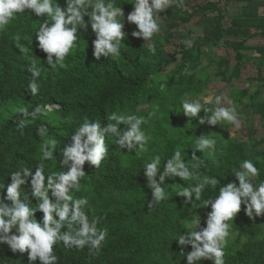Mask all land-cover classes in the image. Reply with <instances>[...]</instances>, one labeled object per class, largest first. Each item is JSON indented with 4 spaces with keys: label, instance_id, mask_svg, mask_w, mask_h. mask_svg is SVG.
Segmentation results:
<instances>
[{
    "label": "trees",
    "instance_id": "1",
    "mask_svg": "<svg viewBox=\"0 0 264 264\" xmlns=\"http://www.w3.org/2000/svg\"><path fill=\"white\" fill-rule=\"evenodd\" d=\"M230 1L205 0L202 7H190V0H184L183 9L173 6V13L164 21L167 35L163 36L164 39H152L151 44L155 48L153 54L152 49L144 44L143 38L132 36L138 28L127 21V16L134 10L135 0H112L124 13V17H117L123 22L125 32L120 44V55H102L99 60L94 57L93 41L96 37L86 16L87 29H80L77 25L78 39L65 58L63 67L57 66L55 69L47 65V55L40 49L36 39V33L46 21V16L37 17L30 10H25L17 14L4 30H0V200L6 198V188L3 187L11 183L10 173L22 167L35 171V166L40 163L44 140L55 139L57 142L53 159L43 162L45 175L64 170L60 167L63 159L61 150L66 144H71L70 138L85 116L89 120L99 121L102 128L107 126L109 121L106 117L112 113L143 116L147 121L141 126L149 137L145 151L121 150L114 143L115 136H106L107 157L99 168L85 163L86 175L80 181L81 190L72 193L74 198L87 197L90 211H86L89 218L100 217L98 227L108 229L107 239L99 254L89 256L87 248L66 249L62 243H58L54 246V255L57 256L55 264H187L184 253L192 249L190 245L181 249L177 243L178 236L193 229L194 221L199 218L205 222L197 230L207 226L211 206L204 207L205 201L215 199L218 189L229 182L239 186L233 170H240L243 160H251L259 170V176L253 179V184L264 182V154L253 159L244 142L232 141L225 147L216 145L211 153L196 151L198 160L194 161L193 146L197 138L201 135L212 136V128L216 129L217 125L212 126L207 122L200 124L199 116L203 118L204 112L189 120L182 113V98L199 100L205 96L204 90L208 83L199 78L200 74L213 72L215 78L230 84L233 80H242L247 70L248 59L242 55L243 51L248 50L246 41L234 43L233 39L248 36V32L242 29H249V16L247 13L245 20L242 17L229 20L221 5ZM53 3L66 7V0H53ZM200 12L206 17L211 16L210 34L193 35L190 31L185 34L179 31L177 35L184 37L183 40H194L193 47L187 48L181 42L175 51L178 59L166 58L163 45L166 46L173 39L172 32L182 26L192 25ZM246 12L248 10L245 15ZM16 35L21 37L23 52L14 44L13 37ZM223 48L232 51L234 56L227 52L225 56L217 57L216 49ZM35 57L41 75L37 80L38 95L32 96L27 89L31 79L27 67ZM205 59L209 61L206 64ZM232 60L235 64L231 67ZM185 68L190 74H184ZM161 85L165 86L163 91ZM248 89L241 91L237 101L248 99L245 107L252 116L259 118L263 132L259 141L254 140L256 131L249 127L248 145L263 146L264 85H258L253 94ZM142 103L144 108L141 110ZM44 104L53 105L52 110L46 115L37 116L35 120L29 118L25 121L27 126L21 135L17 129L20 119L18 110L27 108L32 111L36 105ZM55 105H59V108ZM207 108L211 106L204 104L203 109ZM41 124L48 128L43 139L36 133ZM119 129L124 131L127 126L121 124ZM177 149L181 151V158L186 164L199 163V167H190L193 179H166L165 184L161 185L165 190V199L149 208L152 193L147 187L144 167L159 155L162 172L165 163ZM213 160L218 161L219 166ZM205 176L215 178L219 183L215 188L205 185L200 200H195L193 195V203L187 204L186 197L177 195L183 188L199 182ZM20 192L21 198L28 195L30 206L36 208L39 201L32 196L30 178ZM4 202L11 203L6 199ZM35 218L42 223L43 213L37 210ZM229 223L231 230L224 248L225 264H264V219L259 216L253 221L245 214L242 205L241 212ZM0 264L31 262L27 252L13 253L7 244L0 243ZM35 264H40V261L37 260ZM197 264L214 262L202 259Z\"/></svg>",
    "mask_w": 264,
    "mask_h": 264
},
{
    "label": "clouds",
    "instance_id": "2",
    "mask_svg": "<svg viewBox=\"0 0 264 264\" xmlns=\"http://www.w3.org/2000/svg\"><path fill=\"white\" fill-rule=\"evenodd\" d=\"M183 9L184 0H135L134 10L127 16L129 23L135 24L138 31L133 32L135 38H143L151 41L153 37L161 33L162 29L158 21L162 18L159 13L165 12L169 7ZM91 9V11H89ZM30 10L37 17L46 16L37 33L36 39L40 49L47 55V65L55 69L63 67L65 58L70 54L78 37L77 25L80 29H87L85 17H89L91 29L95 34L93 41L94 57L99 60L103 56L118 57L120 55V44L124 40L123 22L117 20L123 15V10L116 7L112 0H66V7H61L53 0H0V30H4L17 14ZM21 37H13L15 46L23 52L20 44ZM187 48L193 47L192 38L182 41ZM153 54L155 48L148 44ZM55 57V61L53 60ZM27 71L30 73L27 89L32 96L38 95L39 85L37 80L41 75V69L37 66V58H33ZM184 74H190L185 68ZM161 85V91L164 90ZM182 113L184 116L194 119L201 112L205 116H199V123L207 122L215 126L218 123L229 124L236 129L242 127V119L237 111V106L226 96L215 97V106L203 109L199 100L182 98ZM58 109L59 105H55ZM53 105H36L32 111L27 108L18 110L20 119L17 122V129L23 135V129L27 126L25 121L29 118L35 120L37 116L46 115L52 110ZM203 109V111H202ZM210 113V115H208ZM107 126L101 127L99 121L83 118V122L71 136V144H66L61 150L63 156L60 167L64 170L49 172L45 175L43 162L53 159L56 149V140H44L41 145L40 163L35 166V171L22 167L18 171L9 174L11 183L6 186V198L0 200V243L7 244L13 253H28L31 264L37 260L40 264H55L57 256L54 255V246L62 243L64 248L76 250L88 249L89 256L98 255L103 242L107 239L108 229L100 228V217L89 218L86 209L90 211L87 197L74 198L72 193L81 190L80 181L86 175L85 163L99 168L102 161L108 155V147L105 137L115 136V145L119 149H127L128 152L145 151L149 137L142 130L141 126L146 123L143 116L117 115L112 113L106 117ZM114 122V123H113ZM126 125L127 129L121 131L119 125ZM36 133L43 139L48 128L41 124ZM216 140L208 135H201L193 146L192 158L198 160L196 151L214 152ZM161 157L155 156L151 162L144 167L147 178V187L151 189L152 200L148 207L165 199V190L161 186L166 179L179 177L181 180L193 179L190 171L199 167V163L190 166L181 158V151L177 149L172 158L168 159L161 172L159 165ZM219 166V162L212 161ZM159 173V181L157 176ZM239 181V186L229 182L218 189L215 199L205 201L204 207L211 206L208 214L206 227H200V218L194 221V228L187 230V234H179L177 243L184 249L191 246V251L183 253L186 255L187 264H197L198 261L211 260L214 264H225L224 248L227 246L230 236L232 221L242 210L244 205L245 214L255 220V217L264 215V182L253 184V179L259 176V170L251 160H243L240 170H233ZM31 179L32 196L39 201L36 208L30 206L28 195L21 198L20 189L28 184ZM219 181L215 178L205 176L199 182L183 188L177 195L186 197L185 203H193L200 200L205 190V185L216 187ZM51 192V196L49 193ZM11 203H5L4 200ZM43 213V221L38 222L35 218L36 211ZM255 213V216L253 215ZM58 217V219H57ZM66 229V230H62ZM15 231V234H14Z\"/></svg>",
    "mask_w": 264,
    "mask_h": 264
},
{
    "label": "rangeland",
    "instance_id": "3",
    "mask_svg": "<svg viewBox=\"0 0 264 264\" xmlns=\"http://www.w3.org/2000/svg\"><path fill=\"white\" fill-rule=\"evenodd\" d=\"M205 0H190L189 6H204ZM173 13V7H169L165 12L159 13L160 17L162 18L158 23L160 24V27L162 29L161 33L155 35L153 38H163L164 35H167V32L164 29V21L170 17V15ZM129 15V14H128ZM210 21L211 16H204L203 12L198 13L195 16V19L192 23V25H185L182 26L179 30H174L172 32L173 39L167 43L166 46L163 45L164 49V55L166 58H177L175 55V51L177 50V46L180 45V43L183 41L184 37L178 36V32L181 31L183 34L190 31L193 33V35H209L210 34ZM132 24V23H131ZM164 39V38H163ZM144 44L148 46V44H151V41H145L143 39ZM232 53V51H226V49H216V56L218 55H225L226 53ZM208 59L204 60V63H208ZM199 78H201L203 81H207V86L204 90L205 96L201 97L199 101L202 105L207 104L210 105L211 108L215 106V97L218 95H226L236 106L237 111L241 115L242 119V127L240 129L234 128V126L229 125L227 123L222 124L218 123L217 128H212L211 135L215 136L214 140H216V145L225 147L232 141H240L244 142V144L247 146L249 151L252 154L253 159H258L260 155L264 154V145L263 146H256L253 147L249 146V139H248V129L249 127H253L256 131V135L254 137V140L259 141L262 138L263 132L262 127L260 124V120L258 117H254L251 115L250 111L245 107V104L248 102V99L245 98L243 101L239 102L237 101V98L239 97L241 91L245 90L249 87L250 94H253L255 91V86H250V84L247 81L243 80H233L232 83L228 84L226 82H223L221 78H215L213 75V72H206L200 74ZM144 108V103H142L140 109L142 110ZM189 120L190 118L187 117ZM187 123V121H186ZM210 136V138L213 139V137ZM261 218L264 219V215L261 216ZM205 222L204 219L200 220V225Z\"/></svg>",
    "mask_w": 264,
    "mask_h": 264
},
{
    "label": "crops",
    "instance_id": "4",
    "mask_svg": "<svg viewBox=\"0 0 264 264\" xmlns=\"http://www.w3.org/2000/svg\"><path fill=\"white\" fill-rule=\"evenodd\" d=\"M221 9L226 17L230 19L244 18L249 16V29H242L243 32H248V36H240L234 38V43H240L245 40L248 46L247 51H243L242 55L248 59L246 62L247 70L243 73V81H247L250 86H255V91L258 85H264V0H243L239 3L237 0H231L228 3L222 4ZM246 15H245V11ZM248 13V16H247ZM256 18V19H255ZM255 24V25H254ZM257 26V27H256ZM234 56V53H230ZM225 55H218V57ZM235 64L231 61V67ZM253 92V93H254ZM264 100V92L262 95Z\"/></svg>",
    "mask_w": 264,
    "mask_h": 264
}]
</instances>
